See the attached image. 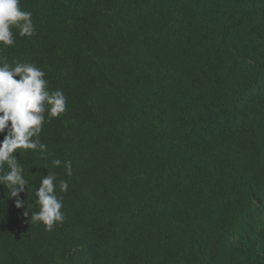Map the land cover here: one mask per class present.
Listing matches in <instances>:
<instances>
[{
	"label": "trees",
	"instance_id": "obj_1",
	"mask_svg": "<svg viewBox=\"0 0 264 264\" xmlns=\"http://www.w3.org/2000/svg\"><path fill=\"white\" fill-rule=\"evenodd\" d=\"M20 7L35 32L13 27L0 63L67 104L46 153H15L23 207L0 185V264H264V0ZM49 173L68 183L51 230L31 220Z\"/></svg>",
	"mask_w": 264,
	"mask_h": 264
},
{
	"label": "clouds",
	"instance_id": "obj_2",
	"mask_svg": "<svg viewBox=\"0 0 264 264\" xmlns=\"http://www.w3.org/2000/svg\"><path fill=\"white\" fill-rule=\"evenodd\" d=\"M13 27L19 28L21 36L30 37L35 32L31 13L21 9L20 0H0V44L5 47L15 44ZM45 76L46 73L34 64L16 62L12 67L0 63V134H4L0 141V185L16 198L17 208L24 205L19 197L28 181L15 153L18 149H38L42 154L46 153L47 145L39 140L44 113L55 118L66 111L67 98L62 90L50 91ZM53 164L60 167L62 161L56 159ZM65 167L70 175V163L65 162ZM57 187L60 192H67L68 183L59 180L57 184L55 174L43 176L36 190L39 211L31 212V220L41 222L49 230L64 220L63 199L57 195ZM25 215H28L27 211Z\"/></svg>",
	"mask_w": 264,
	"mask_h": 264
}]
</instances>
